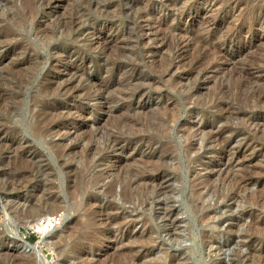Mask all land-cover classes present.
Returning a JSON list of instances; mask_svg holds the SVG:
<instances>
[{
  "label": "rangeland",
  "instance_id": "rangeland-1",
  "mask_svg": "<svg viewBox=\"0 0 264 264\" xmlns=\"http://www.w3.org/2000/svg\"><path fill=\"white\" fill-rule=\"evenodd\" d=\"M245 179L264 189V0H0V264H252ZM31 204L58 218L36 250Z\"/></svg>",
  "mask_w": 264,
  "mask_h": 264
},
{
  "label": "bare ground",
  "instance_id": "bare-ground-1",
  "mask_svg": "<svg viewBox=\"0 0 264 264\" xmlns=\"http://www.w3.org/2000/svg\"><path fill=\"white\" fill-rule=\"evenodd\" d=\"M69 22V21H68ZM65 23V22H64ZM68 29V28H67ZM18 65V64H17ZM157 130V129H156ZM162 132V131H161ZM208 135V134H207ZM188 146H190V143L188 144ZM84 164H86V163H84ZM156 165V164H155ZM84 167H85V165H84ZM86 168V167H85ZM152 171V170H151ZM262 173V172H261ZM134 175L139 181L141 180V179H143V175L141 174V172H135V171H132V170H130V171H128L127 173H126V175H128V177L130 178V176L131 175ZM243 175V174H242ZM85 177V176H84ZM124 177V176H123ZM122 177V178H123ZM129 178H127L126 179V181L124 182V185H123V192H122V194H121V197L124 199V200H131V198H132V194H133V192L131 191V189L129 188V185H130V181H128L129 180ZM12 179V178H11ZM99 180V175L98 174H95V175H93V176H88V177H86L84 180H82L80 183H81V185H80V187L81 188H85V189H89V188H93L94 187V185L97 183V181ZM134 180V179H133ZM255 182V181H254ZM251 183V180H247V179H245V180H243L242 182H241V191L243 192V194H242V197H243V199L245 200V202H248V203H250V204H252V205H254L255 207H258L257 208V210L256 211H259L260 209H264V189L262 188V187H257L254 191H250V192H248V193H246V191L249 189L250 190V188H249V184ZM259 184V183H258ZM145 188V187H144ZM107 190H106V192H109V187H107L106 188ZM92 199V198H91ZM84 201V200H83ZM82 201V203L83 204H85V201L83 202ZM81 203V204H82ZM87 203V202H86ZM78 205H80V203H78L76 206H78ZM203 205V204H202ZM56 206V204L55 203H53V205H51L50 206V209L51 210H54L55 207ZM80 207V206H79ZM253 208V207H252ZM246 209V208H245ZM28 213H32V214H30V216L29 217H31V215H32V218H31V223L30 224H28L30 227H32V229L34 228L35 229V231H36V233L39 235V237H38V240L36 241V243L35 244H28L29 246H30V248H33V249H35L36 250V248L38 247V246H40L41 244H49L50 243V240H49V238H48V234H47V231L49 230V228L51 229V227L53 226V224H52V219H51V215L49 214V213H46V212H43L42 210H41V207L40 206H36V205H34V204H31L30 205V207L28 208ZM98 211V210H97ZM101 211V210H100ZM256 211H254V212H256ZM96 213V212H95ZM95 213L92 211V209L91 208H85L84 210H83V214H82V216H81V218H82V220L80 221V223L79 222H77V225L78 224H80V229H81V234L84 236V237H86V235H88L89 234V232H96L97 230L95 229V228H92L91 230L92 231H87V229L88 228H90V224L92 225V224H94L95 223V221L93 222L92 220L95 218ZM98 215V214H97ZM246 215V214H245ZM99 216V215H98ZM106 219V218H105ZM204 218H201V220H203ZM99 222V221H98ZM98 222H97V224H98ZM149 222H150V220H149ZM253 222V224L251 225H249V227H251V228H253V226L254 225H256L257 227H255V228H257V230L259 229L258 228V224H256L254 221H252ZM251 222V223H252ZM75 226V225H74ZM148 228H150V226L148 227ZM74 230V229H73ZM72 231V230H71ZM69 232V234L70 235H72L75 231H73V232ZM15 233V232H14ZM69 234L67 235V236H69ZM16 236V235H15ZM67 236H65L64 238H62V239H60L62 242H64L65 240H66V237ZM149 239V238H148ZM72 240V239H71ZM245 240L247 241V242H250L251 240L248 238V237H245ZM60 241V242H61ZM153 240L152 239H149V242H152ZM147 242L148 241H145L144 242V245H147ZM148 242V243H149ZM27 245V244H26ZM27 245V246H28ZM70 245V244H69ZM136 247V246H135ZM148 249V248H147ZM143 250V249H142ZM238 258H239V260H241L240 259V257L238 256ZM134 259V258H133ZM132 258H129V260L128 261H130V260H133ZM252 260H251V262H252V264H264V258L262 257V256H260V254H257V255H255V256H253L252 258H251ZM157 260H158V263L159 264H178L177 262H176V260H175V258L174 259H170L167 263H166V261H165V258L164 257H159V258H157ZM145 261V260H144ZM143 262V261H142ZM179 262H180V260H179ZM240 262H242V261H240ZM135 263V262H134ZM140 263V262H139ZM130 264H133V261L130 263ZM135 264H138V263H135ZM241 264V263H240Z\"/></svg>",
  "mask_w": 264,
  "mask_h": 264
},
{
  "label": "built area",
  "instance_id": "built-area-1",
  "mask_svg": "<svg viewBox=\"0 0 264 264\" xmlns=\"http://www.w3.org/2000/svg\"><path fill=\"white\" fill-rule=\"evenodd\" d=\"M57 219H58V218H57L56 216H54V219L52 220V223H53V224H54V223H57V222H58ZM31 229H32V228H31ZM32 232L36 233V231H35L34 228L32 229Z\"/></svg>",
  "mask_w": 264,
  "mask_h": 264
}]
</instances>
